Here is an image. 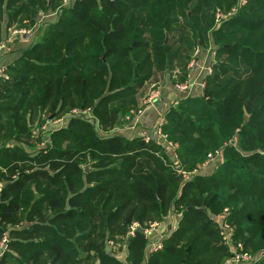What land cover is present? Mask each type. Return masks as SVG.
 <instances>
[{
	"label": "trees",
	"instance_id": "obj_1",
	"mask_svg": "<svg viewBox=\"0 0 264 264\" xmlns=\"http://www.w3.org/2000/svg\"><path fill=\"white\" fill-rule=\"evenodd\" d=\"M224 3L238 11L216 28ZM48 10L60 15L35 27ZM4 23L39 35L0 77V264H226L236 250L264 264V0H0V42ZM208 41L213 73L164 113L165 143L113 133L146 83L175 65L187 78ZM77 108L92 114L43 140L42 116ZM171 212L177 227L148 254L141 229Z\"/></svg>",
	"mask_w": 264,
	"mask_h": 264
},
{
	"label": "rangeland",
	"instance_id": "obj_2",
	"mask_svg": "<svg viewBox=\"0 0 264 264\" xmlns=\"http://www.w3.org/2000/svg\"><path fill=\"white\" fill-rule=\"evenodd\" d=\"M74 2H75V0H63V4L66 5L67 7L73 5ZM220 9L225 13L226 10H227V3H224ZM54 13H55V10H48V11L41 12L39 14V16H38V20H37V22L35 24L36 25L35 27L42 28V27H45L47 23H49V22H51L53 20H56L57 16L60 15V11H59V13H56V14H54ZM50 14L52 16H50ZM216 21H217V18H216ZM35 27L34 26L33 27L26 26V27H19V28L18 27H13V28L7 30L6 29V23H4L3 40H2V42H0V53L4 52V51H6L7 49L10 48V46L8 44V42H9L8 40H9L10 36L13 38V40L15 38V40L21 42V44L24 43V38H25L28 41L27 45L29 44V47H30L33 43H35V41L37 40L38 35H39L37 32H35V29H34ZM21 32H23V33H21ZM204 47L205 48L203 49V51L201 50V52H200L199 49H197V47L195 49H193L191 56H193L195 58V60H197V63H194L193 66H191V62L188 64V72L189 73H188L187 78H184V76L181 75L180 66L175 65L173 68H170L167 72H165L164 76H162V74H159L157 76V83H159L161 85H164L165 82H166L167 76H169V79L171 80V83H175L174 84L175 87L177 85H187V86H191L192 87V85H193L192 90L194 89L195 86H197V90H198L197 93H200V92L203 93L202 87L199 85V83H200L202 75H203L202 64H203L204 59L207 56L208 51L211 49V42L208 41V43ZM193 57H192V60L194 59ZM216 59L217 58L214 57V60H216ZM176 63H178V62H176ZM6 67L0 68V77L4 76L6 74ZM156 86H158V84H156V83L155 84H151V83L148 82V83H146L144 85V87H142L140 89L139 94H138V105H137V109L135 111L134 117L130 121L121 123V127H124V126L131 127L132 124L135 121H138L139 117H141L143 115L144 109L147 108V106L139 107V95H145L146 94L145 95L146 103H147L148 99H150V101H153V102L150 103L151 106H153L156 102L159 101V99L161 97V94H160V91L156 92L154 90V88H156ZM176 90L179 93H182L180 90L177 89V87H176ZM178 99L179 98L174 99L173 102L171 103V105L169 106V108L172 105H175V103H177ZM151 106H149V107H151ZM169 108L163 109L161 111V113L159 114V116L156 119V122L161 117L164 116V113ZM76 110H77L78 113H81L80 116L81 115H86L87 116V115L92 114L90 109H79V108H77ZM71 114H72V112L70 114H67L66 116L56 117V118H53V119L51 118L52 120L48 119L47 115L42 116L44 119H46V121L42 125V128H40V130H39V131L43 130V132H44L43 140L44 141L48 140L49 135H47V133L52 132L53 130L59 129L60 128L59 126L64 122V120H67L71 116ZM72 116H75V115H72ZM156 122H155V124H156ZM37 123L38 122H36V124ZM115 133H118V131H116ZM144 138L146 139V138H153V137L151 135H146V136H144ZM40 145H42L41 147H45V143L43 141L40 143ZM166 146L169 148V153L172 156L171 157L172 160L176 159L177 155H176V153H175V151L173 149L175 145H171V143L168 141V144ZM171 146L173 148H171ZM220 164H221V155H218L214 160L210 161L206 165H203L202 168L206 169V170H213V169H216ZM171 213H175V212H171ZM170 214H169V216H167L166 218L163 219L162 224H161V222L158 223V226H156L153 229V231L149 230L147 232L148 234L146 233V230H148L150 228L145 229V230L141 229L145 233V235L148 237V239H150V238L152 239L153 238L154 242H162L163 239L154 238V235L156 234V232L158 231V235L166 234V232H169L172 229L176 228L175 225L177 224V220L175 221L174 217L172 219ZM175 214L177 215V213H175ZM179 216L181 217V215H179ZM179 216H178V218H179ZM137 226L138 225L135 224L133 227H131V230H130V234L131 235L134 234V231H135ZM167 226H168V229L166 228ZM160 227H162V229L159 232V228ZM169 227H171V228H169ZM112 242H114V241H112ZM150 243H152V241ZM159 249H161V248H159ZM108 250L111 251V252L114 251L116 256H118L117 254H118V250H120V246L119 245H110L109 244ZM150 253H152V252L149 251L148 254H150ZM118 258H119V256H118Z\"/></svg>",
	"mask_w": 264,
	"mask_h": 264
},
{
	"label": "crops",
	"instance_id": "obj_3",
	"mask_svg": "<svg viewBox=\"0 0 264 264\" xmlns=\"http://www.w3.org/2000/svg\"><path fill=\"white\" fill-rule=\"evenodd\" d=\"M8 41H9L8 44L10 48L0 53V68L6 67L7 65L14 62L19 56L22 55L23 51L28 49L29 47V44L27 45L28 41L25 38H24V43L22 42L23 44L15 40V38L13 40L11 36ZM156 84L159 85L157 87L158 90L156 89L154 90L156 92L160 91V94H161L159 101L156 102L153 106H151L150 104L146 103V97H145L146 94L139 95V107L147 106V108L144 109L143 115L139 117L138 121H135L131 127H128V126L116 127L114 130V133L118 131L119 134H123L124 136L128 138L144 137L146 135H151L154 138L157 137V130L155 128V125H156L155 122H156L157 117L159 116V114L161 113L163 109L169 108V106L171 105L174 99L180 98L183 95L182 93H179L176 90V87L174 85L175 83H171L169 76H167V79L164 85H161L157 82ZM200 94H202V92H200ZM213 171L214 169L213 170H206L203 168L201 169V172L207 175L211 174ZM170 216L172 217V219L174 217V220L175 221L177 220V224H178L180 216L178 214L176 215L175 213H171ZM177 224L175 225L176 227H177ZM166 228L168 229V226ZM161 229L162 227L159 228V232ZM166 234H168V232H166ZM166 234L158 235V231H157L155 234L157 237L154 235V238L163 239ZM149 240L150 242L154 241L153 238L152 239L150 238ZM119 246L121 247H120V250H118L117 255L122 261H125L128 255V246L127 245H124V246L119 245Z\"/></svg>",
	"mask_w": 264,
	"mask_h": 264
},
{
	"label": "built area",
	"instance_id": "obj_4",
	"mask_svg": "<svg viewBox=\"0 0 264 264\" xmlns=\"http://www.w3.org/2000/svg\"><path fill=\"white\" fill-rule=\"evenodd\" d=\"M239 1H240L241 5H244V4L247 3V0H239ZM64 6H66V5H64ZM239 8H240V6H239ZM59 11L60 10L55 11L54 14L59 13ZM237 11H238V7L233 8L228 13L218 12L217 13V21H216L215 27L218 28L220 26L221 22H223L225 19H228L231 16L235 15L237 13ZM50 16H52V15L50 14ZM21 33H23V32H21ZM215 53H216L215 47H213L211 45V49L208 51L207 56L204 59L203 64H202L203 75H202L201 81L199 83V85L202 87V91L205 88L206 79L213 73V66H214V63H215V60H214ZM194 63H197V60H195V58L191 61V66H193ZM176 87H177L178 90H180L182 92V95H183L182 97H187L189 95H199L200 94V93H197L198 92L197 86H195L193 90H192L193 85H192V87L191 86H187V85H177ZM151 102H153V101H150V99L147 100V103L150 104ZM177 103H178V100H177ZM80 114L81 113H78L77 110H73L71 116L72 115L80 116ZM67 120H64V122L59 127L61 128L62 126H65V124L68 123ZM164 122H165L164 116L161 117L156 122L155 128L157 130V137H155V138H157L158 142H164L165 143L166 137L162 134V126H163ZM149 139L150 138H146V140H149ZM171 145H174V144L171 143ZM171 148H173V147L171 146ZM174 148H175V146H174ZM218 155H220V154L217 153L216 155H210V158L208 159V161L204 165H206L210 161L214 160ZM226 213H227V211H226ZM219 223H220V226H221V229H222V234H223L224 239L226 240V242H230L231 237H230L229 224L225 221V218H221ZM157 225H158L157 223L153 224L150 227V229L146 230V233L149 230L153 231V229ZM8 243H9V237L7 235H5L2 239H0V255H3V253L7 250ZM161 243L162 242H154V241L152 243H150L148 248H147L148 252L149 251L154 252V251L158 250L159 248H161L162 247ZM109 244L113 245V242L110 241ZM234 254L235 255L232 258H230V259H228L226 261V264H250L253 261V256L250 255V254L242 253V252H239L237 250L235 251Z\"/></svg>",
	"mask_w": 264,
	"mask_h": 264
},
{
	"label": "water",
	"instance_id": "obj_5",
	"mask_svg": "<svg viewBox=\"0 0 264 264\" xmlns=\"http://www.w3.org/2000/svg\"><path fill=\"white\" fill-rule=\"evenodd\" d=\"M167 41H168V36H167V38H166V42H167ZM62 60H63V59H62ZM62 60H61V61H62ZM84 168H85L86 171H89V166H88V165H86Z\"/></svg>",
	"mask_w": 264,
	"mask_h": 264
}]
</instances>
